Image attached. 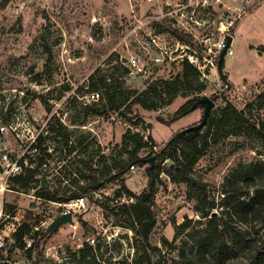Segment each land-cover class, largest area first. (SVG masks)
<instances>
[{"label":"rangeland","instance_id":"obj_1","mask_svg":"<svg viewBox=\"0 0 264 264\" xmlns=\"http://www.w3.org/2000/svg\"><path fill=\"white\" fill-rule=\"evenodd\" d=\"M181 4L187 5L185 11L192 19L187 26L198 28L200 37L214 35L210 39L214 43L225 34L232 36L234 55L225 57L222 69L227 81L214 62L202 77L207 89L200 94L179 95L157 110L137 105L132 115L88 114V106L100 99H93L88 91L89 77L99 66L140 92L156 79H171L183 70V60L171 61L151 43L158 35L159 46L169 54L183 43L170 31L159 33L156 25H169L184 35ZM230 21L233 26L222 35L217 30L220 23L228 27ZM195 42L204 52L206 47ZM156 54L163 59L159 63L150 60ZM124 69L129 70L126 77ZM190 99L197 102L187 116L171 125L158 120L170 121ZM210 101V118L230 103L239 111L250 107L251 118L264 126V0H221L220 4L216 0H0V127H6L0 130V264H74L73 255L87 243L95 248L93 264H143L149 256L153 261L161 256L166 260L168 254L179 257L202 234L208 219L221 212L227 177L249 164H264V142L251 132H218L192 171L206 186L204 193L162 172L152 206L157 223L147 241L135 235L118 207L133 201L127 191L140 194L148 186L149 164L135 170L130 166L113 181L106 179L117 170L108 174L107 166L122 163L123 167L128 159L123 144L128 129L145 140L152 136L156 153L181 132L201 126ZM51 127L61 132L48 133ZM40 133L48 135L45 146L53 151L41 169L45 187L75 189L85 181H78L79 168L101 178L100 187L84 199L61 204L39 198V182L32 184L34 189L12 183L11 176L19 170L15 163L23 154L36 158L29 148ZM67 139L75 151L64 157ZM152 152L145 148L139 156L151 157ZM160 163H169L163 154L155 165ZM66 212L72 213L73 222L50 231ZM184 223L189 226L182 228ZM23 224L28 225L27 247L33 242L40 247L31 259L15 247L13 235Z\"/></svg>","mask_w":264,"mask_h":264},{"label":"trees","instance_id":"obj_2","mask_svg":"<svg viewBox=\"0 0 264 264\" xmlns=\"http://www.w3.org/2000/svg\"><path fill=\"white\" fill-rule=\"evenodd\" d=\"M156 25L159 27V33L170 31L179 40L185 41L184 35L177 29L159 23ZM182 66L183 70L175 77L171 79L158 78L141 92L129 88L123 79L115 78V73L99 66L96 72L89 77L88 91L91 94L99 93L100 99L88 106L87 112L95 116H104L110 112H119L121 116H125L126 113L132 115L134 107L137 105L145 110H157L164 105L171 104L179 95L185 97L188 94H200L205 91L207 87L202 80L200 71L187 60L182 63ZM223 66L224 63L222 69ZM128 74L129 70L124 69L123 76L126 77ZM222 79L227 81L224 75ZM196 102L197 99L187 101L176 111L170 121H165L162 118L158 120L163 124L171 125L178 119L187 116L191 109L196 107ZM210 120L208 119L200 127H192L181 132L156 153L154 149L158 148V145L152 136H148L145 140L143 135L139 132L133 133L131 129H128L123 135V144L128 159L123 161V167L122 163L107 166L108 174L117 170L106 179L107 181L118 180L129 170L131 165H145L146 163L140 159L146 158L139 156L145 148H151L153 151L149 156L153 157V153L156 154L155 162L160 154H163L164 158L169 161L163 166L161 163L160 165H155V162L154 165L149 163L146 168L149 178L148 186L140 194L127 191L133 201L118 207L122 214L131 221V229L140 239L147 241L157 223L152 206L157 194L159 175L162 172L172 177L174 181L186 183L189 188L204 193L206 186L192 176V171L218 132L227 131L231 135L251 132L264 142V126H259L251 118L250 107L239 111L229 103ZM49 132L57 135L61 129L56 130L51 127ZM47 137L48 135L44 136L43 133H40L31 144L29 149L36 152V158L25 153L15 163L19 170L11 176L12 183L22 188L34 189L35 187H31L32 184L39 182L41 188L37 191V196L47 201L68 204L72 200L84 199L93 188L99 185L102 179L97 175H86L80 168L76 173L78 181H85L77 184L75 189L62 192L59 189L51 190L49 187H42L41 169L46 164L45 161L53 155V151L49 152L48 147L45 146ZM74 151L75 148L69 146L67 139L64 157L71 155ZM61 154L63 155V150ZM93 172L96 173L95 170ZM224 186L221 212L217 217L208 219L206 228L199 237L192 239L193 244L190 248L183 249L177 258L168 254L165 256L166 260L161 256L153 261L149 256L143 261V264H264V164H249L236 170L227 177ZM113 210L115 211V209ZM27 226V224L20 226L13 236L16 240L15 247L25 251L27 258L31 259L33 253H40V247L36 242L27 247L24 241V232ZM188 226L189 223H184L181 227ZM27 232H30V229H27ZM164 243L170 244L167 240ZM172 248L175 249V247ZM94 249L87 243L73 255L74 264L95 263ZM153 249L161 254L159 248ZM29 264L38 263L31 261Z\"/></svg>","mask_w":264,"mask_h":264},{"label":"built area","instance_id":"obj_3","mask_svg":"<svg viewBox=\"0 0 264 264\" xmlns=\"http://www.w3.org/2000/svg\"><path fill=\"white\" fill-rule=\"evenodd\" d=\"M202 1V0H201ZM207 2V0H203ZM248 3H250V0H246ZM221 0H216V4H220ZM210 6V5H207ZM187 8V5L181 4L179 12L181 14V20L179 21L185 28V38L187 39L186 42L182 41L183 43H179L177 48L174 51H171V54H169V51L163 50L162 47L159 46L158 43V35H155V37L151 38L152 45L154 44L157 49L162 50V54L169 57L171 61H180L183 60L182 63L187 60L190 62L193 66H195L201 73L202 77L206 76V71L209 68L210 64L214 66V62L217 63L219 61V56L222 52V50L227 45V36H230L229 34H225L226 32H229V29L233 26V21H230L228 23V27L224 26V22L220 23V26L218 27V31L223 35L225 34V38L216 41L214 43H211L210 39L211 37H200V31L198 28H193L187 26L189 23L190 17L188 16L187 12L185 11ZM172 14V13H171ZM199 26L200 24L197 23ZM198 29V30H197ZM232 37V36H231ZM179 40V39H178ZM181 41V40H180ZM198 41L200 45H203L206 47L204 52H202V47L197 44ZM206 41H208L209 44H206ZM149 54V53H148ZM161 54V55H162ZM234 52L231 46L228 48V51L226 53L227 56H233ZM150 60L159 63L163 59L160 57L159 54H156L155 57L153 55H150ZM181 62V61H180ZM141 71H146L144 68H140ZM93 99L98 100L100 98L99 93H93L92 94ZM6 129L5 126L0 127V130L3 132ZM156 149V148H155ZM47 163L45 164V166ZM136 165H131V169L135 170ZM67 213V212H66Z\"/></svg>","mask_w":264,"mask_h":264},{"label":"water","instance_id":"obj_4","mask_svg":"<svg viewBox=\"0 0 264 264\" xmlns=\"http://www.w3.org/2000/svg\"><path fill=\"white\" fill-rule=\"evenodd\" d=\"M232 44V37L229 36L228 39H227V45L225 46V48L222 50L220 56H219V61H218V72L220 74V77L222 78L223 77V72H222V64L224 62V59L226 57V53L228 51V48L231 46ZM212 106H213V102L210 101L209 102V105L207 107V115L204 119V121L202 122L201 126L204 125L209 117H210V114H211V110H212ZM200 127V126H199ZM192 128V127H191ZM140 161L146 163V164H152L154 165V162H155V159L154 157H150V158H146V159H140ZM43 182V181H42ZM42 187H45L44 184H42ZM100 185H97L96 188H99ZM73 222V216H72V213H64L62 214L60 217H58L54 222L53 224L51 225L50 227V231H55L57 230L61 225L65 224V223H72Z\"/></svg>","mask_w":264,"mask_h":264},{"label":"crops","instance_id":"obj_5","mask_svg":"<svg viewBox=\"0 0 264 264\" xmlns=\"http://www.w3.org/2000/svg\"><path fill=\"white\" fill-rule=\"evenodd\" d=\"M247 14H248V12L245 14V16H246ZM245 16H244V17H245ZM244 17H243V18H244ZM243 18H242V19H243ZM242 19H241V20H242ZM241 20L238 21L237 26H238V24L241 22ZM237 26H236V28H235V32H236Z\"/></svg>","mask_w":264,"mask_h":264}]
</instances>
